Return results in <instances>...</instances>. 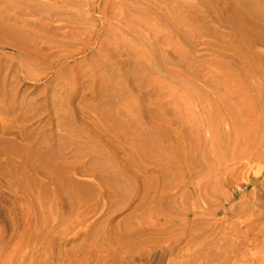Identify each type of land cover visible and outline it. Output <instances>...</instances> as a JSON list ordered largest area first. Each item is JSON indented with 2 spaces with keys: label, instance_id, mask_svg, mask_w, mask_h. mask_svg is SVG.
I'll return each instance as SVG.
<instances>
[{
  "label": "rangeland",
  "instance_id": "1",
  "mask_svg": "<svg viewBox=\"0 0 264 264\" xmlns=\"http://www.w3.org/2000/svg\"><path fill=\"white\" fill-rule=\"evenodd\" d=\"M92 1L0 0V264H220L264 190L228 201L214 166L234 163L229 137L199 142L184 102L197 96H173L165 69L214 96L213 65L263 81L264 0H114L97 43Z\"/></svg>",
  "mask_w": 264,
  "mask_h": 264
},
{
  "label": "bare ground",
  "instance_id": "2",
  "mask_svg": "<svg viewBox=\"0 0 264 264\" xmlns=\"http://www.w3.org/2000/svg\"><path fill=\"white\" fill-rule=\"evenodd\" d=\"M48 1L53 6H72L79 11L82 8L81 0ZM143 6L150 12H159L158 17L170 22L165 13H170L169 10L163 12L150 3ZM175 6L178 9L184 7L188 12L199 9L189 0H176ZM174 9L176 10V8ZM87 12L89 17L93 19L95 31L94 37H92L93 41L96 43L103 42L105 39L104 30L112 23V17L118 16L120 13L119 8L115 7L114 0H93ZM172 13L175 15V12ZM171 27L176 29L177 24L172 22ZM249 31V28L243 26L237 29V34L243 38H250ZM137 37L151 54L156 51L151 40L146 41L143 37ZM169 38L172 40L171 37ZM165 39L168 40V37ZM188 58L187 53L182 54L183 61L188 60ZM213 67L210 71H213L222 82V84H218V87H214L213 91L217 93L216 96L213 92H205L201 86L180 72L170 69L165 70L175 81L170 84V91L173 96L178 91H187L188 89H193L194 94L197 96L196 98L187 97L184 102L187 109H191L193 105L197 108L198 113L188 110V120L191 126L195 128L199 142H205L208 145L218 142L221 134L229 137L227 143L233 150L234 163H227L223 156H219L216 159L217 163L214 168L220 183L225 187H231L227 197L230 202L249 185H252L254 190L257 186L264 190V167H259L264 162V78L261 81L246 74L236 75L230 73L231 75H227L228 70L226 68L219 67V65H213ZM197 101L199 103H196ZM223 112L227 116H223ZM228 116L229 118H227ZM229 121H232L233 124H228ZM225 122L229 127L227 132L220 128V125H224ZM162 131L166 137V130L163 128ZM240 174L245 179L244 183L238 181L241 177ZM198 193L197 189L193 191L194 196ZM242 204L243 201H240L239 205L233 203L227 206V202H224L222 205L224 218L219 221L223 222L224 219L233 216L235 210L240 213V207H243ZM240 228L239 234L233 236L228 253L220 264H246L245 260H248L251 264H264V247L261 254L248 255L252 249L250 247H257L259 242L264 246V207L259 210L256 217L245 219Z\"/></svg>",
  "mask_w": 264,
  "mask_h": 264
}]
</instances>
